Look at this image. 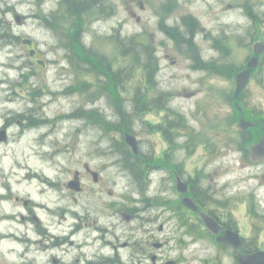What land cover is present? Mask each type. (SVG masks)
I'll list each match as a JSON object with an SVG mask.
<instances>
[{
  "label": "rangeland",
  "instance_id": "1",
  "mask_svg": "<svg viewBox=\"0 0 264 264\" xmlns=\"http://www.w3.org/2000/svg\"><path fill=\"white\" fill-rule=\"evenodd\" d=\"M80 1L77 0L81 5L90 4L88 0ZM98 1L97 13H79L83 28L78 38L102 63L112 64L111 76L114 73L118 79L114 83L107 74L94 67L92 71L91 65L79 61L76 44L72 45L74 50L70 46L78 24H73L77 16L70 18L73 13L69 14L68 8L75 3L0 0V21L3 22L0 27L18 37L11 42L8 35H0V128L13 124L9 111H22L33 105L24 98L31 96L38 97L34 106H41L39 112L52 121L38 134L22 138L17 137L20 133L17 126L9 125L7 130L15 137L0 145V216L12 217L0 224V236L3 232L20 236V240L12 236L0 239V261L53 264L51 260L56 256H64L66 260L63 250L52 249L53 240L40 236L34 225L14 218L17 212L29 218L31 205L25 207L23 201L32 199L70 210L74 216L83 214L87 208L99 211L105 202L107 213L112 208L109 203H116L120 208L137 207L138 218L133 222H126L120 215L116 218L119 226L115 232L120 237L116 245L128 240L135 246L121 250L126 258L152 250L158 257L156 264L168 261L235 264L230 251L225 252L227 257L222 261H215L216 249L209 242L196 241L190 231L195 232V228L184 225L183 211H175L181 199L175 189L176 175L188 181L192 191L199 188L218 193L221 201L230 203L229 207L233 208L238 207L237 202L242 201L247 192L255 191L264 200V189H256L259 181L255 177L248 179L252 169L245 166L250 165L246 152L242 144L238 148L234 137L239 126L238 122L233 123L230 112V84L218 77L210 80L207 74L198 72L191 51L177 45L163 31L161 22L166 26H182V19L192 16L198 22L193 30V41L200 59L219 55L214 43L220 39L218 47L222 45L232 53L221 59L241 67L252 44L260 41L264 34V0H105L111 10L103 0ZM92 3L89 7L95 6L94 1ZM252 16L256 17L255 21ZM133 36L152 45L160 67L157 85L167 92L165 107L187 126L182 127V131L170 129V120L163 111H148L141 117L136 112L137 93L155 91L136 85L140 77L137 66L125 64L129 60L122 58L117 41ZM22 39L32 40L36 58L29 55L30 48ZM121 48L123 50V46ZM36 59L42 60L45 66ZM229 65L235 67L232 63ZM1 97H10L15 102L5 103ZM117 101L122 102L120 112ZM93 109L99 111L97 117L104 116L109 124H115V130L125 118L132 127L131 132L107 133L109 130L100 128L92 119ZM123 109L129 114L124 115ZM172 125L175 126L174 122ZM185 129L194 133L193 140L197 144L193 147H186L189 138ZM126 133L136 136L141 160L150 162L149 176L141 182L124 168L126 152L130 150L124 140ZM42 134L43 138L38 140ZM85 163L100 174L101 181L96 185L91 175L86 178L89 191L80 196L76 204L73 197H66L62 185L72 177V170H82ZM54 164L59 170V174H54L59 183L57 192L47 190L40 180L31 179L29 175L30 171H47L51 175L49 168ZM52 198L57 200L58 206L51 203ZM66 217V225L78 222L69 211ZM58 218L60 221L61 216ZM107 223L111 225L110 218ZM61 225L48 235L63 237L70 233ZM160 225L164 227L162 231H159ZM85 235V229L81 228L74 242H84ZM153 242L164 246L153 248ZM70 250L69 260L72 261L79 248L70 245ZM111 251V247L106 250ZM146 264H152L150 258Z\"/></svg>",
  "mask_w": 264,
  "mask_h": 264
},
{
  "label": "flooded vegetation",
  "instance_id": "2",
  "mask_svg": "<svg viewBox=\"0 0 264 264\" xmlns=\"http://www.w3.org/2000/svg\"><path fill=\"white\" fill-rule=\"evenodd\" d=\"M252 36L253 34L250 35V37ZM257 42L264 43V34L260 41ZM255 43L252 44L251 52L246 57L243 67L232 68L226 81L231 87L229 102L230 112L234 117L233 123L238 122L239 126V131L235 138L242 141L243 150L246 152L250 163V165L247 164L245 166L252 169L248 174V179L255 177L259 181L256 189L260 190L264 189V158H260L264 157V52L257 57L256 67H248L250 60L254 57L253 46ZM217 67H222V65L211 63L207 67H197V71L202 72L204 75L207 74L211 80L213 79V73H216L215 69ZM240 72H248V79L241 93L238 97H235L237 89L236 78ZM1 98L5 99V103L15 102L10 97ZM24 98L29 99V103L33 105L26 106L22 111L8 112V114L13 116V124L0 128V130L4 129L7 131L6 140L1 141L0 145L10 142L15 137L7 130L9 125L15 124L17 126L20 131L17 135L18 138L26 137L33 133L38 134L43 126L48 123L51 125L52 121L48 116L39 112L42 107L38 106L36 108L34 106L38 97ZM241 121L245 123L244 129L240 128ZM43 136L42 134V137L38 140L42 139ZM49 169H52L50 171L51 175L47 171H30L29 175L31 179L40 180L48 188L47 190L57 192L59 183L58 178L54 174H59L58 165L54 164ZM93 172L95 171L87 163L82 165V170H72V177L69 178V181L78 175L81 191L75 192L69 189L68 181L62 185V190L68 195L66 197H73L74 202L79 204L78 198L89 191L85 179L89 178L90 175L92 176ZM100 181L99 174L97 178H94V182L98 185ZM195 190H191L188 196L197 206V209L186 208L183 202L182 207L178 209L183 211L185 215L183 219L184 225L195 228V240L209 242L216 249L215 261H222L223 257H227L226 251L231 252L230 256L235 264H238L242 256L264 251V200H261L255 191L247 192L242 201L237 202L238 207L233 208L229 207L230 203L222 202V197H219L218 193L200 191L199 188ZM42 193L44 194L45 192ZM97 198L101 197L98 196ZM18 200L19 198L16 199V201ZM50 201L55 206H58L57 200L52 198ZM178 204H181L179 200ZM23 205L25 207L31 205L29 218L22 212H17L14 218L34 225V229L40 233V236L53 240V250L64 251L66 260L64 256H56L51 260L53 264H146L149 258L153 259L154 253L152 250L135 254V256H130V258L123 256L121 250L134 246L131 241L126 240L124 243L116 245V240H120L119 233L115 232L119 226L116 223L117 216L120 215L126 222H133L138 218L137 207L120 208L116 207V203H109L112 208L107 213L105 208L107 202H105L103 203L104 208L99 211L87 208L83 214L74 216L70 210L53 207L42 200L23 201ZM32 206L37 209L32 208ZM68 211L72 217L77 218L78 222L76 224L66 225V214ZM59 215L61 216L60 221ZM207 216L214 221L212 229L208 228L205 223ZM108 218L111 219V225L107 223ZM59 224L65 226V229H69L70 233L63 235V237L48 235L49 232H53L55 228H58ZM110 227L112 228L111 231L109 230ZM81 228L85 229V239L84 242L76 244L73 238L81 233ZM3 237L0 236V239ZM16 238L20 240L19 236H16ZM153 239L154 236L151 237V241ZM70 245L79 248L72 261L69 260ZM110 247L112 251L107 253L106 250ZM124 259L127 261H124ZM0 264L4 263L0 261Z\"/></svg>",
  "mask_w": 264,
  "mask_h": 264
},
{
  "label": "trees",
  "instance_id": "3",
  "mask_svg": "<svg viewBox=\"0 0 264 264\" xmlns=\"http://www.w3.org/2000/svg\"><path fill=\"white\" fill-rule=\"evenodd\" d=\"M69 1V0H68ZM98 1V0H97ZM106 4H108V6H110V10H111V5L105 1ZM93 4L92 1L90 0V4ZM89 5H72L69 6V15L70 18H73L75 16H77L76 18H74V22L73 24H78L77 28L75 29V31L73 32V36H72V43L70 44L71 48L73 44L74 48L76 50V52H80V54L76 55L79 58V61L83 62V63H87L89 64L90 67H92V71H94V69L99 70L102 74H107L108 77L110 78V81H114L118 82L117 76H114L113 73V77L111 76V72L113 69H111L112 64H110L109 62L106 63H102L101 60L99 58H96V55L91 53L89 51L90 48H88L81 40H79L78 38V34H80L81 29L83 28V21L82 18L79 16V13L81 12H87L88 14L90 13H97L99 10V6L97 3L95 4V6L89 7ZM54 13V12H52ZM55 14V13H54ZM59 21V20H58ZM184 21V25H185V31H182L181 28H179L178 26H166L165 24H163L161 22V27L163 29V31L170 37L172 38L177 45L179 46H186L192 53L193 59H197L198 58V53H197V49H196V45L193 41V37H194V28L198 25V22L196 21V19H193L192 17H184L183 19ZM0 23H3L0 21ZM55 27H57V24L52 23ZM3 27V26H2ZM58 28V27H57ZM6 32V33H5ZM7 35L11 38V42H13V40L18 39V37L14 36L13 33L10 30H6L3 28V34L2 36ZM124 38V37H123ZM144 41V40H143ZM140 41L136 36L133 37H129L126 41L123 39H119L117 41V44L120 45V49H121V54H122V58L123 60H129V63H125L127 65H136L138 70L137 72L139 73L140 77L139 78V82L136 83V85H138L139 87H143V88H149L154 90V93H151L150 91L148 92H144V91H139L137 93L138 98L135 99V110L136 112L139 114V116L143 115L144 113L148 112V111H163L165 112L166 118H168L170 121H168V123L170 124V129L171 130H175V129H181L182 127L184 128V126H186L185 124L180 123V119L178 117H176V115L171 114L172 112L168 109V107H165V95H167V92L161 90L158 87V83L156 81L157 75L160 71V67L158 64V57L152 47V45L149 42H143ZM121 46H123V50L121 48ZM74 48H72L74 50ZM224 50V54L225 52H227V54H229V50L226 48H222ZM92 51V49H91ZM75 52V51H74ZM93 52V51H92ZM86 54L88 55V57L86 56ZM230 66V65H228ZM94 67V69H93ZM220 68V67H219ZM221 69V68H220ZM222 71V70H220ZM132 74V73H131ZM115 87L118 88L119 85L115 84ZM125 92V91H124ZM116 96H119V93L116 94ZM146 99H148V101H146ZM120 104H122V102L120 103L119 101L116 102V107L118 109V111L120 112ZM123 108V107H122ZM99 111L96 109H93L91 111L92 114V119L94 120L95 124H97L98 126H100V128H104L109 130L107 133H114L116 131H121V132H131L132 127L129 125V123L125 122V118L124 115H128L129 113L127 111H125L124 109L122 110L123 118H124V122L121 121V124H119V128L118 129H114L115 124H109L108 120L104 117V116H99L97 117L96 114H98ZM87 114H89V112H87ZM140 116V117H141ZM139 118V117H138ZM174 122V125L173 124ZM167 123V124H168ZM176 123V124H175ZM127 157L125 158V163L124 166L126 168H128L131 173L134 175V177L136 178L137 181H142V180H146L147 177V171L143 172L145 169V166H149L150 162L147 160L145 163V166L143 167L144 164H137L136 161L139 159L138 157H136L135 155H133V153L127 149ZM149 162V164H148ZM140 165V166H139ZM137 167V168H136ZM143 167V168H142Z\"/></svg>",
  "mask_w": 264,
  "mask_h": 264
},
{
  "label": "water",
  "instance_id": "4",
  "mask_svg": "<svg viewBox=\"0 0 264 264\" xmlns=\"http://www.w3.org/2000/svg\"><path fill=\"white\" fill-rule=\"evenodd\" d=\"M25 44H28V45H31L32 42L30 40H24L23 41ZM264 51V45L263 44H257L255 46V54L258 55L260 54L261 52ZM35 51L32 50L31 51V55H34ZM250 66H255V60L252 61L250 63ZM246 76H248V73H245ZM245 74L242 73L240 76H239V85H238V91L237 93L242 89V87L244 86L245 82H246V77H245ZM0 134H4V133H0ZM2 139V135H0V140ZM126 143L132 148L133 152L135 154H138V141L136 139V137L134 135H127L126 136ZM94 176H96V174H94ZM78 185V182H72L70 183V186L73 187V186H77ZM177 190L178 192L180 193H187L188 192V184L183 182L180 178H178L177 180ZM185 203L188 205V206H193L192 204V201L189 199V198H186L185 199ZM195 208V207H193ZM208 226L210 225V222H207ZM156 247H161V244H155ZM154 260L156 259V257L154 256L153 258ZM167 264H176L175 262H169ZM239 264H264V253L263 252H259L258 254H254V255H251V256H247V257H244V258H241L240 260V263Z\"/></svg>",
  "mask_w": 264,
  "mask_h": 264
},
{
  "label": "bare ground",
  "instance_id": "5",
  "mask_svg": "<svg viewBox=\"0 0 264 264\" xmlns=\"http://www.w3.org/2000/svg\"><path fill=\"white\" fill-rule=\"evenodd\" d=\"M72 1H73V0H69V2H72ZM73 3H77V1L74 0ZM0 32L3 34V27H2V28L0 27ZM2 34H0V35H2Z\"/></svg>",
  "mask_w": 264,
  "mask_h": 264
}]
</instances>
